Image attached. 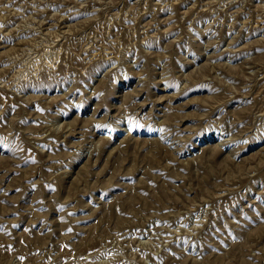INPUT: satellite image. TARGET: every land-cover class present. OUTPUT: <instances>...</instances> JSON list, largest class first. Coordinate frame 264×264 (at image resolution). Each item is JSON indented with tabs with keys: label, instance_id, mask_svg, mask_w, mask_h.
Wrapping results in <instances>:
<instances>
[{
	"label": "rangeland",
	"instance_id": "rangeland-1",
	"mask_svg": "<svg viewBox=\"0 0 264 264\" xmlns=\"http://www.w3.org/2000/svg\"><path fill=\"white\" fill-rule=\"evenodd\" d=\"M0 264H264V0H0Z\"/></svg>",
	"mask_w": 264,
	"mask_h": 264
}]
</instances>
